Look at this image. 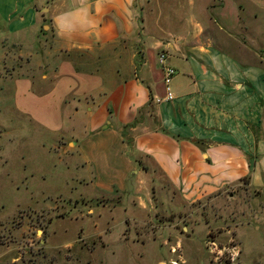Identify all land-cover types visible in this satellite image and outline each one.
<instances>
[{"label":"crops","instance_id":"0c3cea01","mask_svg":"<svg viewBox=\"0 0 264 264\" xmlns=\"http://www.w3.org/2000/svg\"><path fill=\"white\" fill-rule=\"evenodd\" d=\"M167 1L0 0L1 44L17 49L3 51L4 64L19 61L4 77H15L62 152L89 162L97 147L110 173L148 176L143 208L156 206V188L183 208L245 177L263 192L264 55L247 39L255 32L239 12H221L224 0L181 14ZM161 52L176 71L171 99Z\"/></svg>","mask_w":264,"mask_h":264},{"label":"rangeland","instance_id":"374dc122","mask_svg":"<svg viewBox=\"0 0 264 264\" xmlns=\"http://www.w3.org/2000/svg\"><path fill=\"white\" fill-rule=\"evenodd\" d=\"M212 1L220 2L167 3L181 14ZM224 2L221 12H239L255 32L249 44L256 38L264 55V0ZM1 43L0 264H264V191L245 177L183 208L156 188L159 203L143 208L137 196L147 201L148 176L110 173L97 147L88 162L53 145L32 100L16 94L14 76L4 77L19 61L4 64L3 51L17 49Z\"/></svg>","mask_w":264,"mask_h":264},{"label":"built area","instance_id":"2783aa9c","mask_svg":"<svg viewBox=\"0 0 264 264\" xmlns=\"http://www.w3.org/2000/svg\"><path fill=\"white\" fill-rule=\"evenodd\" d=\"M166 55L164 52H161L159 54V60L162 63V73H163V83L165 87V95L164 99H171L173 97V93L170 89V82L173 76L175 75V68L165 62ZM157 101H160V98L156 99Z\"/></svg>","mask_w":264,"mask_h":264}]
</instances>
